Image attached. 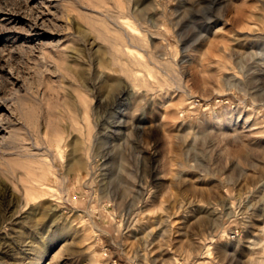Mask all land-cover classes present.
Segmentation results:
<instances>
[{
	"label": "rangeland",
	"instance_id": "1",
	"mask_svg": "<svg viewBox=\"0 0 264 264\" xmlns=\"http://www.w3.org/2000/svg\"><path fill=\"white\" fill-rule=\"evenodd\" d=\"M135 3L0 0V264H264V0Z\"/></svg>",
	"mask_w": 264,
	"mask_h": 264
},
{
	"label": "bare ground",
	"instance_id": "2",
	"mask_svg": "<svg viewBox=\"0 0 264 264\" xmlns=\"http://www.w3.org/2000/svg\"><path fill=\"white\" fill-rule=\"evenodd\" d=\"M133 1H135L136 3H135V8H134V10H133V13H137V8H138V5H139V3H141V2H144V3H146L147 2V0H133ZM133 5V4H132ZM141 18V17H140ZM119 23H120V28L123 30V28H125V27H128V28H130V30L131 31H133V32H131V33H134L135 32V28H133V26L131 25V24H129L128 23V21H119ZM128 30V29H127ZM129 31V30H128ZM123 32H124V30H123ZM136 33V32H135ZM134 33V34H135ZM120 35V37H119V43H118V48L116 49V53H115V57H114V61H118V57L117 56H119V55H125V56H129V55H131V56H129V57H133L135 54H137V53H134V52H132V50H130L129 49V47H124L123 45H122V43H123V40L124 39H126V40H128V41H132V38L128 35V34H126L125 32L124 33H119ZM124 38V39H123ZM123 44H125V43H123ZM138 56V55H137ZM135 57V60L134 61H130L129 59V61H130V65L131 66H134L135 67V65H137V64H139L138 63V60L139 59H141V58H138V57ZM118 58V59H117ZM123 58V57H122ZM127 60V61H128ZM125 61V60H124ZM113 63V62H112ZM117 63V62H116ZM120 64V63H119ZM123 64V63H122ZM123 66V65H122ZM124 66H125V64H124ZM131 68V67H130ZM129 67H126V68H124L122 71L123 72H125L126 74H128V76L130 77V79H132L133 81H136V82H139V76H141V74L140 75H138L137 74V72H135L133 69L131 70ZM121 69V68H120ZM134 69H136V68H134ZM140 69V68H139ZM151 74V73H150ZM149 74V75H150ZM120 75V74H119ZM121 75H122V72H121ZM152 75V74H151ZM128 79V78H127ZM141 79V78H140ZM118 88V87H117ZM136 90V89H135ZM135 93V92H134ZM137 93V92H136ZM140 100H142V97L140 98ZM6 129V128H5ZM2 132V131H1ZM54 135V134H53ZM62 135V134H61ZM62 138H60L59 137V135H57L56 134V136L53 138V140H61ZM55 142V141H54ZM82 166V160L81 159H78V158H76V159H73V160H71L69 163H68V165H67V175L74 169V168H80ZM53 177V179H57V177L55 176V175H52ZM51 178V177H50ZM39 179H44V181L46 180V182L45 183H42V184H39L38 183V181H40ZM28 184H30L29 185V188H28V190L30 191V192H35L36 194H39L41 197H42V194H45V192H47V191H50L51 190V188H52V184H50V180L47 178V177H44V176H37V177H32V178H29V180H28ZM44 196V195H43ZM48 196V195H47ZM46 197V196H45ZM44 197V198H45ZM42 200V199H41ZM31 209V208H30ZM29 209V210H30ZM36 210V209H35ZM12 211V210H11ZM9 211V214L8 215H10L9 217H8V219H9V221L11 222V223H21V222H24L25 223V221H29V220H31L32 218H33V214H32V211H30V213H28L26 216L24 215L23 217H21V219L20 220H18L19 219V216H17V213L16 212H18V211ZM34 212V211H33ZM35 215V214H34ZM37 215V214H36ZM37 217V216H36ZM34 219V218H33ZM6 222V221H5ZM32 223V222H31ZM44 228V227H43ZM47 229V228H46ZM40 231V230H39ZM36 232V231H35ZM44 240V239H43ZM37 241V240H36ZM46 241V240H45ZM33 243V242H32ZM31 243V244H32ZM32 246V245H31ZM43 248H45V249H48V248H50V241H47V242H45L44 243V246H43ZM28 249H30L29 250V255L30 254H34L35 253V248L33 249V247H28ZM28 251V250H27ZM32 257V256H31ZM43 257H44V252L42 251V249H40L39 251H38V255L35 257V260L33 261V262H31L30 261V263L29 264H42L43 262H42V260H43ZM30 258V257H29ZM25 260V259H24Z\"/></svg>",
	"mask_w": 264,
	"mask_h": 264
}]
</instances>
